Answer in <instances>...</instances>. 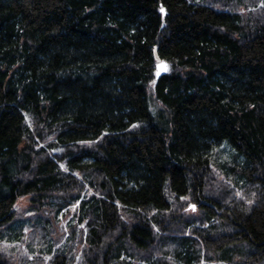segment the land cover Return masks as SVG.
Segmentation results:
<instances>
[{
  "label": "trees",
  "instance_id": "1",
  "mask_svg": "<svg viewBox=\"0 0 264 264\" xmlns=\"http://www.w3.org/2000/svg\"><path fill=\"white\" fill-rule=\"evenodd\" d=\"M79 252L264 264V0H0V264Z\"/></svg>",
  "mask_w": 264,
  "mask_h": 264
},
{
  "label": "rangeland",
  "instance_id": "2",
  "mask_svg": "<svg viewBox=\"0 0 264 264\" xmlns=\"http://www.w3.org/2000/svg\"><path fill=\"white\" fill-rule=\"evenodd\" d=\"M169 67H170V66H169ZM57 151H58V150H57ZM21 201H22V200H21ZM22 202H23L24 205H27V204L29 203V201H28L27 199H24ZM76 209H77V205L74 206V207H72V210L75 211V212H76ZM62 216H63V212H62V214L60 215V217H62ZM59 219L61 220V218H59ZM70 219H71V218H70ZM73 222H75V221H74V220H69V219L67 220V219H66L63 223H64V225L69 229V228H70V225H72ZM83 225L85 226L86 223H84ZM27 230H29V229H27ZM27 232H28V231H27ZM68 235H69V234L66 235V237H65L64 240H63V242L66 241V240H68V238H69ZM7 242H8V241H7ZM22 246H23V247H21V250L27 252V250H26V249H27V246H25V245H22ZM60 246H61V245H59V244H58V245H54L53 248H52V250H51L52 252H50V254H46V256H45V257H46V260H49L50 257L53 256V253L56 252L57 250H59V247H60ZM23 248H24V249H23ZM29 253H30L31 256H33V255L39 254V250H34V249H31V248H30V249H29ZM79 255H80V252H79V254L76 255L77 260L75 261V264H78V263L80 264V262H79V258H78ZM203 263H204V261H203Z\"/></svg>",
  "mask_w": 264,
  "mask_h": 264
},
{
  "label": "water",
  "instance_id": "3",
  "mask_svg": "<svg viewBox=\"0 0 264 264\" xmlns=\"http://www.w3.org/2000/svg\"><path fill=\"white\" fill-rule=\"evenodd\" d=\"M165 14V11H164ZM156 58H157V77H160L162 74L168 73L170 71V67L165 60H162L156 51Z\"/></svg>",
  "mask_w": 264,
  "mask_h": 264
},
{
  "label": "snow or ice",
  "instance_id": "4",
  "mask_svg": "<svg viewBox=\"0 0 264 264\" xmlns=\"http://www.w3.org/2000/svg\"><path fill=\"white\" fill-rule=\"evenodd\" d=\"M161 11H163V9H161ZM192 207H193V209L195 208V206H194V205H193Z\"/></svg>",
  "mask_w": 264,
  "mask_h": 264
},
{
  "label": "bare ground",
  "instance_id": "5",
  "mask_svg": "<svg viewBox=\"0 0 264 264\" xmlns=\"http://www.w3.org/2000/svg\"><path fill=\"white\" fill-rule=\"evenodd\" d=\"M131 260V259H130ZM148 260V259H147ZM131 262V261H130ZM136 264V263H135ZM138 264V263H137Z\"/></svg>",
  "mask_w": 264,
  "mask_h": 264
}]
</instances>
